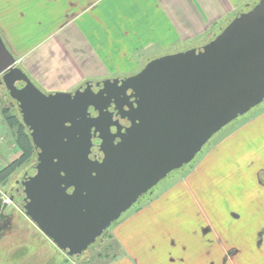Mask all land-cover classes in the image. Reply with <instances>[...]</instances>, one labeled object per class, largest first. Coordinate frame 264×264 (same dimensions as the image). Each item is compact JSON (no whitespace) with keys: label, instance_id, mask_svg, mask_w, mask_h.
Instances as JSON below:
<instances>
[{"label":"water","instance_id":"1","mask_svg":"<svg viewBox=\"0 0 264 264\" xmlns=\"http://www.w3.org/2000/svg\"><path fill=\"white\" fill-rule=\"evenodd\" d=\"M0 77L36 154L10 200L76 259L207 140L264 103V0L204 46L67 93H43L0 35Z\"/></svg>","mask_w":264,"mask_h":264},{"label":"crops","instance_id":"2","mask_svg":"<svg viewBox=\"0 0 264 264\" xmlns=\"http://www.w3.org/2000/svg\"><path fill=\"white\" fill-rule=\"evenodd\" d=\"M259 1L0 0V33L38 88L67 93L204 46ZM251 182L228 208L201 198L190 216L140 213L115 233L123 255L106 264H264V178Z\"/></svg>","mask_w":264,"mask_h":264},{"label":"rangeland","instance_id":"3","mask_svg":"<svg viewBox=\"0 0 264 264\" xmlns=\"http://www.w3.org/2000/svg\"><path fill=\"white\" fill-rule=\"evenodd\" d=\"M6 113L22 122L17 106L0 77V171L21 155L16 144V130L8 125ZM35 161L36 157L0 187V264H65L69 260L106 264L113 257L123 255L115 233L140 213L145 214L144 218L151 214L150 218L157 223L161 218L177 213L178 209L183 211L179 215L185 213L190 216L192 200L201 198L228 208L237 198L246 196L242 192L252 183L251 179L259 181L264 178V103L207 140L186 165L157 184L77 259L61 252L10 200ZM238 193L243 195L240 197ZM175 202H185L186 207L182 205L174 210L170 203Z\"/></svg>","mask_w":264,"mask_h":264},{"label":"trees","instance_id":"4","mask_svg":"<svg viewBox=\"0 0 264 264\" xmlns=\"http://www.w3.org/2000/svg\"><path fill=\"white\" fill-rule=\"evenodd\" d=\"M5 115L8 125L16 130V144L21 155L17 160L0 171V187L4 185L17 170L29 164L31 160L36 157L34 146L23 122L19 121L16 116H9L8 113Z\"/></svg>","mask_w":264,"mask_h":264}]
</instances>
